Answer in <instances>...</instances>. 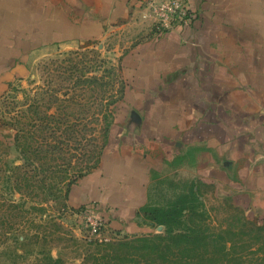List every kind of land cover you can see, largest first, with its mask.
Listing matches in <instances>:
<instances>
[{"label":"crops","instance_id":"1","mask_svg":"<svg viewBox=\"0 0 264 264\" xmlns=\"http://www.w3.org/2000/svg\"><path fill=\"white\" fill-rule=\"evenodd\" d=\"M187 1L192 26L160 34L139 18L144 0H0V98L36 54L113 32L135 39L124 57L141 109L71 192L74 208L112 231L140 229L153 179L176 164L224 182L236 207L264 206V0Z\"/></svg>","mask_w":264,"mask_h":264},{"label":"rangeland","instance_id":"2","mask_svg":"<svg viewBox=\"0 0 264 264\" xmlns=\"http://www.w3.org/2000/svg\"><path fill=\"white\" fill-rule=\"evenodd\" d=\"M139 18L158 32L143 9ZM134 41L113 32L36 54L29 76L0 98V264H264L263 204L236 207L224 182L177 164L153 179L140 229L86 240L71 192L125 141L130 112L141 109L124 57Z\"/></svg>","mask_w":264,"mask_h":264},{"label":"built area","instance_id":"3","mask_svg":"<svg viewBox=\"0 0 264 264\" xmlns=\"http://www.w3.org/2000/svg\"><path fill=\"white\" fill-rule=\"evenodd\" d=\"M144 16L149 17L160 34L177 28L189 27L194 19L187 0H144ZM86 240L92 243L106 241L104 223L92 213L83 211Z\"/></svg>","mask_w":264,"mask_h":264},{"label":"trees","instance_id":"4","mask_svg":"<svg viewBox=\"0 0 264 264\" xmlns=\"http://www.w3.org/2000/svg\"><path fill=\"white\" fill-rule=\"evenodd\" d=\"M60 264H62V263H60Z\"/></svg>","mask_w":264,"mask_h":264}]
</instances>
